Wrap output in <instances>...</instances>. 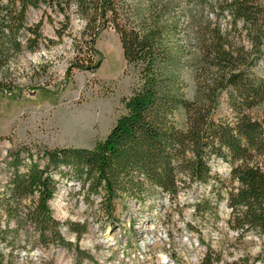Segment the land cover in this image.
Wrapping results in <instances>:
<instances>
[{
  "label": "trees",
  "instance_id": "1",
  "mask_svg": "<svg viewBox=\"0 0 264 264\" xmlns=\"http://www.w3.org/2000/svg\"><path fill=\"white\" fill-rule=\"evenodd\" d=\"M195 1L0 0V92L20 88L14 62L44 41L54 43L43 36V19L29 24L30 9L42 7L62 16L58 40L71 36L72 13L83 22L68 69H97L95 41L112 29L134 74L121 99L124 112L91 147L44 148L43 165L29 147L9 151L12 174L0 186V264H16L21 232L26 239L36 233L38 244H67L49 207L57 183L51 174L66 168L101 194L111 216L116 197L140 202L155 190L173 196L183 177L214 179V189L220 179L210 160L220 158L230 166L228 183H236L226 191L229 225L264 234V111L251 113L264 102V0ZM223 94L230 115L217 116ZM22 153L31 159L20 172ZM195 211H211L209 201L200 200ZM68 226L81 235L79 225Z\"/></svg>",
  "mask_w": 264,
  "mask_h": 264
},
{
  "label": "rangeland",
  "instance_id": "2",
  "mask_svg": "<svg viewBox=\"0 0 264 264\" xmlns=\"http://www.w3.org/2000/svg\"><path fill=\"white\" fill-rule=\"evenodd\" d=\"M187 2L193 6L196 1ZM61 18L45 7L30 9L29 24L43 19V36L54 43L44 41L37 51L14 62L20 88L0 92V186L12 174L10 150L29 147L32 158L43 165L44 148L91 147L124 112L121 99L129 95L134 74L125 68L116 33L106 29L96 39L97 69L70 70L72 38L83 22L72 13L71 36L58 40L54 28ZM259 66L262 73L264 56ZM225 96L217 116L230 115ZM263 111L264 102L251 113ZM21 157L23 172L31 158L26 153ZM210 166L221 180L214 189V179L198 183L183 177L173 196L155 190L140 202L116 197L111 216L103 210L101 194L90 193L72 170L53 172L57 183L49 207L67 244H38L36 233L26 239L21 232L14 248L16 264H264V235L255 229L241 233L229 225L226 191L236 185L228 183L229 163L212 157ZM202 199L209 201L211 211L197 214L195 204ZM68 223L79 225V237Z\"/></svg>",
  "mask_w": 264,
  "mask_h": 264
},
{
  "label": "built area",
  "instance_id": "3",
  "mask_svg": "<svg viewBox=\"0 0 264 264\" xmlns=\"http://www.w3.org/2000/svg\"><path fill=\"white\" fill-rule=\"evenodd\" d=\"M262 235H264V234H262Z\"/></svg>",
  "mask_w": 264,
  "mask_h": 264
}]
</instances>
